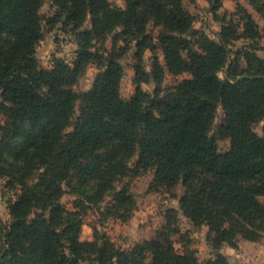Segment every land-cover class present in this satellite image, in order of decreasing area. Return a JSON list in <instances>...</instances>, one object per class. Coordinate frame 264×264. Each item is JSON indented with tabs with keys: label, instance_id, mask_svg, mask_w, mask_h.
<instances>
[{
	"label": "trees",
	"instance_id": "1",
	"mask_svg": "<svg viewBox=\"0 0 264 264\" xmlns=\"http://www.w3.org/2000/svg\"><path fill=\"white\" fill-rule=\"evenodd\" d=\"M54 2L58 11L48 24L54 27L65 17V24L80 31L74 62L57 57L47 69L37 59L44 39V0H0V115L5 119L0 179L10 177V188L21 186L9 206L13 221L0 264H230L222 253L202 263L194 251L177 250L173 236L181 233L180 212L195 227L207 225L219 248H237L238 238L261 241L264 134L254 126L264 120V34L253 12L264 21V0H246L251 9L238 1L234 12L221 11L223 0H209L210 12L221 25L216 38L196 28V15L184 0H125V7L110 0ZM89 17L92 26L81 30ZM150 23L158 28L157 42L148 32ZM119 29L91 89L79 95L73 87L95 60L96 43ZM120 40L124 45L119 46ZM241 40L246 43L232 52ZM132 43L137 48L136 92L125 99L121 59ZM160 47L165 66L157 55ZM147 50L154 55L151 72L143 63ZM239 59L246 64L243 71ZM166 71L191 77L164 91ZM151 82L156 83L154 98L142 86ZM220 106L225 116L213 134ZM24 121L46 122L32 135L34 148L23 168L43 169L47 190L12 176L5 166L4 150L21 133ZM70 127L73 131L67 132ZM217 137L230 141L227 151L219 150ZM132 169L135 175L154 170L151 191L173 192L182 184L180 208H169L162 229L129 250L115 246L97 227L94 240H82L89 204L100 211L102 222L115 216L126 219L123 211L130 215L137 209L129 185L115 187ZM82 177L95 181V191L82 194L71 210L60 202L62 186ZM108 190L111 200L105 202ZM38 208L50 209L49 216L33 218Z\"/></svg>",
	"mask_w": 264,
	"mask_h": 264
},
{
	"label": "rangeland",
	"instance_id": "2",
	"mask_svg": "<svg viewBox=\"0 0 264 264\" xmlns=\"http://www.w3.org/2000/svg\"><path fill=\"white\" fill-rule=\"evenodd\" d=\"M110 1L114 6L125 7V0ZM184 2L186 7L196 15V28H201L205 30L210 37L216 38V33L220 30V24L214 20L213 14L209 12V9L204 7L209 6L207 1L202 0L200 3L199 0H195V2L192 0H184ZM230 4V1L226 2L227 7H229ZM57 11L58 6L54 0H44V5L41 8V14L45 18L43 21L44 39L37 47V59L42 68H52L54 60L57 57L62 58L69 64H72L76 58V51L78 49L77 36L80 30H75L73 25L65 24V17L62 19V22L51 27L47 20L49 17L56 15ZM254 15L260 22V27L264 34V21L256 13H254ZM91 26L92 23L89 17L81 30L90 28ZM120 32L121 30L119 29L109 35L105 42L96 43V48L94 50L97 51V56L95 60L89 64L85 73L73 87L75 92L79 95L91 89L97 74L100 72L99 65L106 64L107 54L112 50L114 45L113 39L116 35L120 34ZM148 32L156 38L157 42L158 28H156L153 23L149 24ZM261 43L264 44V36ZM122 45H124V42L120 40L119 46ZM243 45L244 43L242 41L236 42L232 48V52L235 53L238 49L242 48ZM136 52V45L132 43L130 51L121 59V63L125 68V75L121 84V93L125 99L131 98L136 92ZM234 53L231 54V57L234 56ZM258 53L263 56L262 51ZM157 55L161 63L165 66V56L161 47L157 50ZM153 62V53L150 50L145 51L143 54V63L148 72L152 71ZM237 63L241 71L245 70L246 64L243 59H239ZM224 72L225 70L220 72L222 78L225 76ZM190 77L191 75L189 73L174 76L166 71L162 83V90L165 91L178 82ZM142 86L149 97H155L156 83H144ZM79 107L80 101L77 103L76 117L79 115ZM224 116L223 107L220 106L216 113L213 134H216L217 128L221 124ZM4 121V117L0 115V140L2 138L1 127ZM44 124H46V122H20L19 126L22 130L21 133L11 142L9 147L4 150V156L6 158L5 166L9 173L12 176L23 178L28 184L36 186L38 190L48 189L41 181L43 169L34 168L31 171H27L23 168V164L25 162V156L34 148L32 135ZM254 127L260 135L264 134V120ZM71 131H73V127L68 128L67 132ZM217 141L220 151L224 152L229 149L230 141L228 139L217 137ZM137 160L138 155L131 160V168L134 167ZM154 175L155 173L152 169L142 171L138 175H135L132 169L124 176L119 177V180L115 183V187L120 189L125 184H128L131 192L137 199V209L130 215H127L126 212L123 211L122 214L126 219L115 216L102 222L100 211L92 204H89V207L85 210L81 239L94 240L93 227H97L100 232L107 234L110 242L115 246L129 250L133 248L137 242L145 238L154 237L156 232L161 230L166 222V211L169 208H180L179 199L184 193L182 184L173 192H167L165 190L159 192L151 191L150 184ZM10 180V177L0 179V258L6 247L5 234L13 221L9 206L11 202L17 199L18 194L21 192L19 183H16V188L14 189L8 186ZM95 184V181L91 180V178L84 177L75 179L71 185L64 184L62 186L63 196L60 198V202L67 208L73 210L75 200L83 198L82 194L94 193ZM104 196L105 202L110 201V190L105 191ZM261 201L264 204V198H261ZM102 205L105 206V203ZM36 212L37 213L32 215L33 218L42 213L49 216L50 209L38 208ZM179 226L181 233L173 236L175 247L180 253L194 251L199 261L202 263L215 259L218 253H222L228 258L230 264H264V238L259 242H250L238 238L237 248H233L227 244L219 248L214 244V234L209 231L207 225L195 227L193 223L180 212ZM104 242L105 241L100 238L99 244L102 245ZM94 257L95 255H92V258ZM82 264H96V262L87 260L82 262Z\"/></svg>",
	"mask_w": 264,
	"mask_h": 264
},
{
	"label": "crops",
	"instance_id": "3",
	"mask_svg": "<svg viewBox=\"0 0 264 264\" xmlns=\"http://www.w3.org/2000/svg\"><path fill=\"white\" fill-rule=\"evenodd\" d=\"M200 1V3L202 2V0H199ZM207 1V3L209 4V6H204L206 9H209V12H210V3H209V0H206ZM228 1H230V6L229 7H227V5H226V2H228ZM238 1H240L241 3H243L244 5H246L249 9H251V7L247 4V2H246V0H223V7H222V9L221 10H223V11H225V10H227V11H229V12H234L235 11V9H236V6H237V2ZM202 5H205V4H202ZM252 11V10H251ZM253 12V11H252ZM211 13V12H210ZM255 12H253V14H254ZM255 16V15H254ZM256 17V16H255ZM259 22V21H258ZM259 24H260V22H259ZM220 29H221V25H220ZM220 31V30H219ZM218 31V32H219ZM243 43H246V41H243V40H241ZM152 237H150V238H145V239H151ZM145 239H143V240H145Z\"/></svg>",
	"mask_w": 264,
	"mask_h": 264
}]
</instances>
